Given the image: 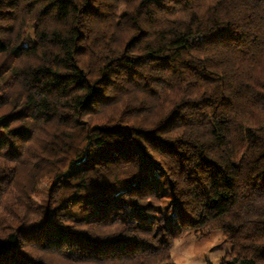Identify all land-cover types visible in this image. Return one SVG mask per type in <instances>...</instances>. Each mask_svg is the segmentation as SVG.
<instances>
[{
  "label": "trees",
  "instance_id": "obj_1",
  "mask_svg": "<svg viewBox=\"0 0 264 264\" xmlns=\"http://www.w3.org/2000/svg\"><path fill=\"white\" fill-rule=\"evenodd\" d=\"M212 229L264 264V0H0V264H172Z\"/></svg>",
  "mask_w": 264,
  "mask_h": 264
},
{
  "label": "rangeland",
  "instance_id": "obj_2",
  "mask_svg": "<svg viewBox=\"0 0 264 264\" xmlns=\"http://www.w3.org/2000/svg\"><path fill=\"white\" fill-rule=\"evenodd\" d=\"M27 35L32 36V28H28ZM155 182L158 194L161 195V207L168 209L171 192L168 182L161 172L154 170L148 175ZM49 182H41L33 195V199H45ZM171 206V205H170ZM168 208V209H167ZM231 250L230 242L220 230H208L202 234L188 233L176 237L171 249L172 264H221V259Z\"/></svg>",
  "mask_w": 264,
  "mask_h": 264
}]
</instances>
